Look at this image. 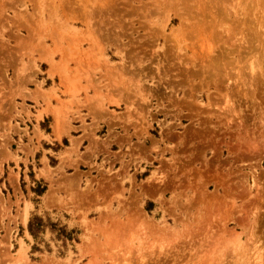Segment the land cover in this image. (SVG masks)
<instances>
[{
	"label": "rangeland",
	"instance_id": "rangeland-1",
	"mask_svg": "<svg viewBox=\"0 0 264 264\" xmlns=\"http://www.w3.org/2000/svg\"><path fill=\"white\" fill-rule=\"evenodd\" d=\"M0 264H264V0H0Z\"/></svg>",
	"mask_w": 264,
	"mask_h": 264
},
{
	"label": "trees",
	"instance_id": "trees-1",
	"mask_svg": "<svg viewBox=\"0 0 264 264\" xmlns=\"http://www.w3.org/2000/svg\"><path fill=\"white\" fill-rule=\"evenodd\" d=\"M33 180L36 182V185L32 187V190L37 195H43L47 190V184L43 180ZM48 228L51 229L52 232L57 233V237L63 240L64 245H67L69 241L72 242L73 240H76L75 230H69L66 225L51 221L49 217L45 218L38 214H33L30 217L28 230L37 242H39L41 235L44 234ZM39 248L40 247L37 244L34 245V249L38 250Z\"/></svg>",
	"mask_w": 264,
	"mask_h": 264
}]
</instances>
